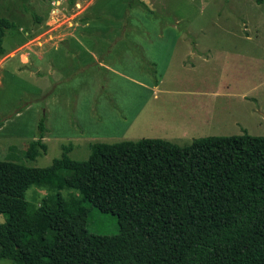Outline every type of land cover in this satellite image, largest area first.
<instances>
[{
	"label": "rangeland",
	"instance_id": "1",
	"mask_svg": "<svg viewBox=\"0 0 264 264\" xmlns=\"http://www.w3.org/2000/svg\"><path fill=\"white\" fill-rule=\"evenodd\" d=\"M88 1L0 0V14L12 23L0 55V158L45 167L64 145L69 157L84 160L96 142L264 136V0H92L85 11ZM160 35L210 40L199 44L211 48L203 54L210 62L182 66L187 45L174 44L172 54L163 43L158 51ZM219 47L227 48L224 56ZM188 87L219 92L184 96L211 100L212 114L195 127L176 121L178 89ZM41 120L46 150L31 158ZM57 193L82 198L50 185H31L25 197L35 209L43 199L54 204ZM86 227L103 235L119 228L115 214L91 203Z\"/></svg>",
	"mask_w": 264,
	"mask_h": 264
},
{
	"label": "trees",
	"instance_id": "2",
	"mask_svg": "<svg viewBox=\"0 0 264 264\" xmlns=\"http://www.w3.org/2000/svg\"><path fill=\"white\" fill-rule=\"evenodd\" d=\"M12 26L0 14L3 36ZM28 147L33 158L43 142ZM68 145L49 166L0 158V259L15 264H264V136L208 135L92 144L84 160ZM31 185L72 189L33 209ZM88 203L117 216L118 232L87 227Z\"/></svg>",
	"mask_w": 264,
	"mask_h": 264
},
{
	"label": "crops",
	"instance_id": "3",
	"mask_svg": "<svg viewBox=\"0 0 264 264\" xmlns=\"http://www.w3.org/2000/svg\"><path fill=\"white\" fill-rule=\"evenodd\" d=\"M87 3L88 5L86 6L85 11L89 8L90 4L92 3V0H89ZM156 39L157 41H155L154 39L153 40H154V43L157 44L155 48L158 51H162L164 49V46L159 45V44L170 43L172 44L171 45L172 54L176 52V45L174 44L183 43L187 45V47L184 48V53H186V55H185V58L182 59L183 60L181 63L182 66H186V64H188L194 67L197 61L205 65L210 62L209 58L203 57V54H205L206 51H209L211 48H208L205 46H199V44L201 43L211 42L210 40L201 41L197 37H188V36L164 37L161 35L158 36ZM218 49L220 52L216 53L217 55L224 56L225 53L227 52V48L225 47H219ZM189 56H197V57L188 58ZM221 66H226V61L224 60V57L220 63V67ZM160 84H162L161 78L156 80L155 83L152 85V87H155V88L160 87ZM148 88H150V86H148ZM178 91L180 92V94L183 95V101L178 102V108L176 109H178L179 117L176 119V121L182 122L183 123L182 126L184 127H195V126H198V123H200L203 119L205 120L209 119L207 117H210L213 111V107H212V103H210L211 101L210 99H202V100L193 101V100L184 98V96H193V95H203L207 97L210 95L216 96L217 94H219L217 88L202 90L199 87H196L194 89L193 87H188L185 89H178ZM202 91H205V93H203Z\"/></svg>",
	"mask_w": 264,
	"mask_h": 264
}]
</instances>
